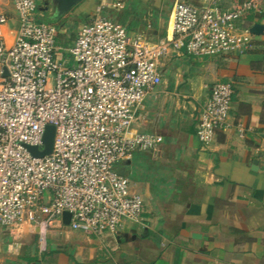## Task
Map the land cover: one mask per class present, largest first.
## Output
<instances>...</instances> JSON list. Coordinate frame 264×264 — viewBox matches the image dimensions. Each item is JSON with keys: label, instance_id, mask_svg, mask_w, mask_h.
<instances>
[{"label": "built area", "instance_id": "built-area-1", "mask_svg": "<svg viewBox=\"0 0 264 264\" xmlns=\"http://www.w3.org/2000/svg\"><path fill=\"white\" fill-rule=\"evenodd\" d=\"M11 2L16 30L6 28L9 13L0 10V30L12 35L8 43L0 31V229L29 223L103 236L116 233L123 220L142 224L143 199L115 164L163 140L130 133L137 109L161 83L162 59L180 52L244 54L251 32L238 22L257 0L231 8L175 1L170 34L154 41L104 14L102 2L92 20L78 26L71 63L55 59L57 30L40 20L38 0ZM233 93L230 81L209 86L196 125L201 143L230 126ZM48 125L54 126L52 150L35 156L28 147L43 150Z\"/></svg>", "mask_w": 264, "mask_h": 264}, {"label": "crops", "instance_id": "crops-1", "mask_svg": "<svg viewBox=\"0 0 264 264\" xmlns=\"http://www.w3.org/2000/svg\"><path fill=\"white\" fill-rule=\"evenodd\" d=\"M116 1L113 19L130 32L152 41L170 34L179 0ZM188 1L231 8L245 0ZM254 24L262 31L252 33ZM238 25L251 32L244 54H168L161 83L137 109L130 133L163 139L119 162L128 178L138 172L129 181L144 201L142 224L103 236L29 223L0 229V264H264V0ZM215 81L233 85L230 126L201 143L197 120Z\"/></svg>", "mask_w": 264, "mask_h": 264}, {"label": "rangeland", "instance_id": "rangeland-1", "mask_svg": "<svg viewBox=\"0 0 264 264\" xmlns=\"http://www.w3.org/2000/svg\"><path fill=\"white\" fill-rule=\"evenodd\" d=\"M0 1V10H4L5 12L7 11L10 17L6 24V28L10 30H16L18 26V19L12 9L11 0ZM102 2L105 4L104 9L106 10V12L114 13L116 7L108 6L107 0H81L58 18L55 17L54 3L52 0H46L47 8L40 9V7H38V11L42 13V17L40 18V20L44 23H48L56 27L57 32L55 34L54 50V57L56 60H58L59 62H65L64 60H69V63L72 62V57L69 53V49L73 45L76 30L79 25L92 20L97 5ZM115 168L117 170H120L121 165L119 163H116ZM136 174H138V172L136 171V169H134L133 174H129V178L133 180ZM127 223L128 222L126 220H123L121 227L123 225H126Z\"/></svg>", "mask_w": 264, "mask_h": 264}, {"label": "water", "instance_id": "water-1", "mask_svg": "<svg viewBox=\"0 0 264 264\" xmlns=\"http://www.w3.org/2000/svg\"><path fill=\"white\" fill-rule=\"evenodd\" d=\"M54 3V12L55 17L58 18L62 14L66 13L72 6H74L76 3H78L81 0H52ZM263 26L259 24H254L250 31L254 34L259 33L262 31ZM53 138H54V126L48 125L45 129L44 135H43V143L44 148L43 150H38L35 147H28L29 150L32 152L35 156H43L45 154H48L52 150V144H53ZM254 163H256V160H254ZM70 215L69 213L65 212L63 214V222L64 224H68Z\"/></svg>", "mask_w": 264, "mask_h": 264}, {"label": "clouds", "instance_id": "clouds-1", "mask_svg": "<svg viewBox=\"0 0 264 264\" xmlns=\"http://www.w3.org/2000/svg\"><path fill=\"white\" fill-rule=\"evenodd\" d=\"M0 31H3L5 33V39L7 40V42L10 43L11 42V39H12L11 33H9L6 28L3 29V30H0Z\"/></svg>", "mask_w": 264, "mask_h": 264}, {"label": "trees", "instance_id": "trees-1", "mask_svg": "<svg viewBox=\"0 0 264 264\" xmlns=\"http://www.w3.org/2000/svg\"><path fill=\"white\" fill-rule=\"evenodd\" d=\"M103 13L106 14L107 16H109L110 18L113 19L114 13L106 12V10H104ZM126 14H127V13H126ZM125 18H126V17L123 16V17H121V18L119 19V21L123 23V22L125 21ZM122 174H123V173H122Z\"/></svg>", "mask_w": 264, "mask_h": 264}, {"label": "flooded vegetation", "instance_id": "flooded-vegetation-1", "mask_svg": "<svg viewBox=\"0 0 264 264\" xmlns=\"http://www.w3.org/2000/svg\"><path fill=\"white\" fill-rule=\"evenodd\" d=\"M46 4H47L46 0H38V7H46L47 8Z\"/></svg>", "mask_w": 264, "mask_h": 264}]
</instances>
